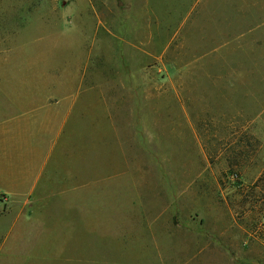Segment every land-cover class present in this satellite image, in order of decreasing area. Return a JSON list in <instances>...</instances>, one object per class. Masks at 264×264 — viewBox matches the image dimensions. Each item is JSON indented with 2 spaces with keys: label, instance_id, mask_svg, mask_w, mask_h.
<instances>
[{
  "label": "rangeland",
  "instance_id": "rangeland-1",
  "mask_svg": "<svg viewBox=\"0 0 264 264\" xmlns=\"http://www.w3.org/2000/svg\"><path fill=\"white\" fill-rule=\"evenodd\" d=\"M45 35L80 65L89 199L48 208L34 264H264V0H0L4 79Z\"/></svg>",
  "mask_w": 264,
  "mask_h": 264
},
{
  "label": "crops",
  "instance_id": "crops-1",
  "mask_svg": "<svg viewBox=\"0 0 264 264\" xmlns=\"http://www.w3.org/2000/svg\"><path fill=\"white\" fill-rule=\"evenodd\" d=\"M49 37L40 36L11 57L5 79L0 74L5 94L0 97V196L7 205L0 209V264L41 262L33 250L41 248L48 229L46 211L59 200L70 198L72 208H78L75 202L89 199L88 192L72 196L64 187L70 179L85 177L84 171L78 177L69 171L66 154L72 128L86 117L90 127L89 101L74 95L82 79L73 77L80 65L75 71L74 58L66 59L73 51L63 48V38ZM86 174L88 190L89 170Z\"/></svg>",
  "mask_w": 264,
  "mask_h": 264
}]
</instances>
